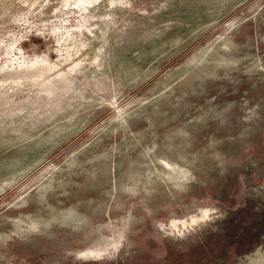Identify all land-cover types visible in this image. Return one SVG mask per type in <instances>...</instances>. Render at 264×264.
Segmentation results:
<instances>
[{
    "label": "rangeland",
    "instance_id": "obj_1",
    "mask_svg": "<svg viewBox=\"0 0 264 264\" xmlns=\"http://www.w3.org/2000/svg\"><path fill=\"white\" fill-rule=\"evenodd\" d=\"M262 259L264 0H0V264Z\"/></svg>",
    "mask_w": 264,
    "mask_h": 264
},
{
    "label": "bare ground",
    "instance_id": "obj_2",
    "mask_svg": "<svg viewBox=\"0 0 264 264\" xmlns=\"http://www.w3.org/2000/svg\"><path fill=\"white\" fill-rule=\"evenodd\" d=\"M208 216V212L207 211H204V212H202V214L200 215V216H198L199 218H194L193 219V222H197V221H199V220H203V218H206ZM260 264H264V260L262 259V260H260V262H259Z\"/></svg>",
    "mask_w": 264,
    "mask_h": 264
}]
</instances>
